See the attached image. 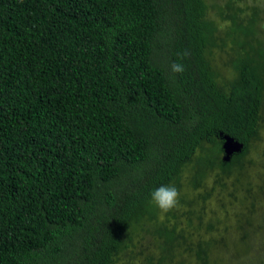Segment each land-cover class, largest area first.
I'll use <instances>...</instances> for the list:
<instances>
[{"label":"trees","instance_id":"trees-1","mask_svg":"<svg viewBox=\"0 0 264 264\" xmlns=\"http://www.w3.org/2000/svg\"><path fill=\"white\" fill-rule=\"evenodd\" d=\"M242 7L0 0V264H118L136 243L152 250L144 264H175L178 252L196 257L190 264L217 263L216 246L193 242L190 226L157 219L150 194L161 185L179 192L193 160L194 189L214 167L236 170L235 185L247 179L243 159L262 127L264 11ZM225 135L243 144L229 161ZM219 185L221 211L250 201ZM244 188L249 212L236 227L251 246L259 217L246 215L264 188Z\"/></svg>","mask_w":264,"mask_h":264},{"label":"rangeland","instance_id":"rangeland-1","mask_svg":"<svg viewBox=\"0 0 264 264\" xmlns=\"http://www.w3.org/2000/svg\"><path fill=\"white\" fill-rule=\"evenodd\" d=\"M207 1L213 4V7H215V4L223 7L225 3L228 2V0ZM239 2L244 9H247L248 6L256 5L264 11V0H239ZM216 15L217 13L213 12L208 17L220 23ZM258 17L256 36L262 41L264 47V12ZM222 25L225 26V23L221 22V26ZM219 50L220 48L214 49L213 54L215 53L217 56V64L220 63L221 67H225V63L227 64L228 62V55L226 56V53L219 52ZM218 60H220L219 63ZM224 72L225 70H222L221 73L224 74ZM261 115L262 127L260 126L259 136L252 142L249 153L246 154L243 159V169H241V171L247 177L246 180L241 182L243 186L240 184L235 185L233 182L234 178L237 176L236 170H234L231 175H226L222 174L220 168L214 167L213 169L206 170L203 175L207 187H204L205 185L203 184L204 186L198 188L199 190L194 189L192 180H194L196 176L190 171L196 166L195 160H193L192 164L187 167L189 171L186 170L187 172L183 175L176 206L166 213L156 207L158 211V220L164 221L168 219L169 225L177 221V223L185 228L184 230L179 226V231L184 233L185 231H194L192 234L193 242L204 247L208 246L211 250L214 249V251L216 246L218 249V252H215V256L218 259L216 264H264V191L259 189L260 194L254 199L257 213L253 209L251 214L246 215L251 216L253 213L255 215L257 214L255 218L259 217L260 221H257V224L255 223L252 227L255 234H250V238H252L251 246H249V240L248 242L244 240V243L241 241L247 234L244 230H238L236 227L238 224L237 221L242 220L244 215L249 212L247 207L250 206L252 194L251 192L245 193L244 187H248V184L252 183L256 188H264V106ZM205 148L206 147H204V149ZM218 174H222V182L215 184V178ZM218 184L222 185H219L217 188H223L226 192L230 191L229 196L231 200L236 196L240 197L246 194L250 201L245 202L241 197V201L243 204L245 203L244 206L239 203H234L235 200H233V202L225 201L227 203L226 212L221 211L219 205L215 203V185ZM242 224H245V222H242ZM188 226H190L192 230ZM147 227L150 231H153L154 225H147ZM140 237V242L145 244V246H149L153 242L152 236H150L149 233L142 232L140 233ZM135 241L136 237L134 238V243ZM141 246V244L138 246V243H136L134 248L121 254L122 258L120 261L122 263L117 261L118 264H125L129 261H131L130 264H144V258L147 257L152 250L148 251L147 249H142ZM244 251H246V253ZM241 252H244V254L241 255ZM177 255L175 264L196 263V257L188 256V258L186 254L180 252H178Z\"/></svg>","mask_w":264,"mask_h":264},{"label":"clouds","instance_id":"clouds-1","mask_svg":"<svg viewBox=\"0 0 264 264\" xmlns=\"http://www.w3.org/2000/svg\"><path fill=\"white\" fill-rule=\"evenodd\" d=\"M171 70L174 73H182L184 71V67L181 64L173 63L171 65ZM150 195L151 202L165 213L176 206L179 198V192L174 185H161L152 191Z\"/></svg>","mask_w":264,"mask_h":264},{"label":"water","instance_id":"water-1","mask_svg":"<svg viewBox=\"0 0 264 264\" xmlns=\"http://www.w3.org/2000/svg\"><path fill=\"white\" fill-rule=\"evenodd\" d=\"M224 143H223V149H224V156L223 161H229L231 156L234 153L241 152L243 150V144L239 141L233 139L230 136H223Z\"/></svg>","mask_w":264,"mask_h":264}]
</instances>
